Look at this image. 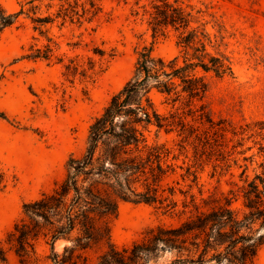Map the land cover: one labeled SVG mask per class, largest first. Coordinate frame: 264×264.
Listing matches in <instances>:
<instances>
[{"label": "rangeland", "instance_id": "rangeland-1", "mask_svg": "<svg viewBox=\"0 0 264 264\" xmlns=\"http://www.w3.org/2000/svg\"><path fill=\"white\" fill-rule=\"evenodd\" d=\"M159 1L0 0L8 12L22 11L12 26L0 30V240L22 215L23 204L49 191L64 177L68 157L82 153L90 122L130 78L138 51L150 47L154 55L166 59L177 54L178 32L167 27L164 35L152 36L149 28L147 10ZM168 1L190 13V25L209 37L207 49L222 54L232 69L231 74L222 76L207 74L208 90L199 104H204L214 121L224 119L237 129L264 121V0ZM36 17L51 19L40 27L41 32L34 28L37 23L32 19ZM46 45L52 49L50 59L30 56ZM94 47L106 51V68L93 79L79 75L67 79L64 64L70 58L79 63L87 57L97 59ZM152 98L161 113L183 109L179 103H163L162 95L156 92ZM194 125L201 133L207 129L198 122ZM250 133L233 137L222 149L223 154H231L221 160L217 152L194 136L185 138L176 130L167 132L154 124L149 126L148 142L165 143L177 155L173 161L176 174L168 180L186 191H176L178 210L183 208L182 201L192 208L191 195L203 206L202 198L209 193L227 190L231 180L240 183L244 167L249 177L260 172L256 166L264 155L258 153V147L264 140L256 135L248 138ZM241 137L242 146L233 151L231 146ZM242 150L245 152L239 153ZM251 155L252 160L243 159ZM187 167L196 172L195 181L191 174L181 178ZM177 220L176 211L165 212L156 203L120 201L110 224V239L118 247L129 245L150 228ZM65 243L58 240L55 250L61 252ZM36 248L42 257L49 253L43 240ZM95 250L87 252L89 264L94 263ZM5 264H19L13 252H8ZM252 264H264V247Z\"/></svg>", "mask_w": 264, "mask_h": 264}, {"label": "trees", "instance_id": "trees-1", "mask_svg": "<svg viewBox=\"0 0 264 264\" xmlns=\"http://www.w3.org/2000/svg\"><path fill=\"white\" fill-rule=\"evenodd\" d=\"M21 12H8L0 3V30L12 26ZM147 12L152 36L164 35L167 27L178 32L177 54L166 59L154 55L150 47L138 51L132 75L93 117L84 150L68 157L64 177L23 204L22 215L0 240V264L6 263L9 251L19 264H89L87 252L95 247L93 264H252L264 247V157L257 162L260 172L252 177L245 174L244 167L240 183L231 180L227 190L209 193L202 198L203 206L191 195L192 208L182 201L183 208L177 209L176 191L186 193L168 180L176 174L173 161L177 155L165 143L148 142L149 126L176 130L185 138L194 136L224 160L231 153L223 154L222 149L233 137L251 132L248 138L256 135L264 140V121L238 129L224 119L214 121L199 102L208 90L207 74H231L230 63L207 49L209 37L190 25V13L180 5L160 0ZM32 21L41 32L40 27L51 19L36 17ZM93 53L97 59L87 57L82 63L70 58L63 75L93 79L106 68L103 61L107 56L98 47ZM51 55L52 49L46 45L30 56L47 60ZM153 92L162 95L163 103L183 105L182 111L159 112ZM194 122L207 129L199 132ZM227 133L231 138H226ZM242 138L231 146L233 151L242 146ZM258 153L264 155L263 143H259ZM190 174L195 181L196 172L189 167L180 176L184 179ZM120 201L156 203L165 212L176 211L178 220L150 228L140 239L118 247L110 239V224ZM39 240L49 246L43 257L36 248ZM58 240L66 241L61 252L55 250Z\"/></svg>", "mask_w": 264, "mask_h": 264}]
</instances>
